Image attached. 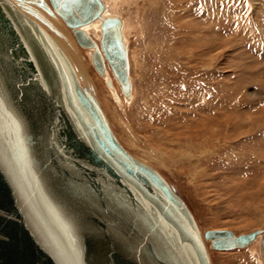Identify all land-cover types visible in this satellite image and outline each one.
Listing matches in <instances>:
<instances>
[{"label": "water", "instance_id": "1", "mask_svg": "<svg viewBox=\"0 0 264 264\" xmlns=\"http://www.w3.org/2000/svg\"><path fill=\"white\" fill-rule=\"evenodd\" d=\"M39 7L131 96L123 19L104 0H0V264H211L210 247L255 240L264 264V227L203 230L175 184L121 143Z\"/></svg>", "mask_w": 264, "mask_h": 264}, {"label": "rangeland", "instance_id": "2", "mask_svg": "<svg viewBox=\"0 0 264 264\" xmlns=\"http://www.w3.org/2000/svg\"><path fill=\"white\" fill-rule=\"evenodd\" d=\"M107 1L129 25L130 98L59 15L63 29L39 12L83 50L72 62L121 143L175 184L203 230L264 227V0ZM258 242L210 247L211 264H261Z\"/></svg>", "mask_w": 264, "mask_h": 264}, {"label": "bare ground", "instance_id": "3", "mask_svg": "<svg viewBox=\"0 0 264 264\" xmlns=\"http://www.w3.org/2000/svg\"><path fill=\"white\" fill-rule=\"evenodd\" d=\"M50 1V0H49ZM105 1V3H106V5H107V7H106V9H105V13H111V14H117L116 12H114L113 10L114 9H112L111 8V4L107 1V0H104ZM118 4V3H117ZM42 13L46 16V18H49V16H47L46 14H45V12L44 11H42ZM42 14V15H43ZM56 15H59L63 20H64V18L59 14V13H55V14H53V18L52 19H50L51 20V22L52 23H54V24H56V26L59 28V29H63V24L61 23V21L59 20V18L56 16ZM118 15H120V14H118ZM120 16H122V19H123V24H122V30H123V34H124V37H125V40H126V42H127V36H126V34H125V31L127 32L128 30H127V28H128V21H127V19L123 16V15H120ZM65 21V20H64ZM57 23H59V24H57ZM65 23H66V21H65ZM67 24V23H66ZM68 25V24H67ZM69 26V25H68ZM70 27V26H69ZM86 27L88 28V29H91L92 30V34H94V35H96L97 37H99V35H100V33H99V30H100V20L99 19H96V20H94L93 22H91L90 24H88V25H86ZM71 28V27H70ZM63 32H65V31H63ZM67 35V34H66ZM73 35V34H72ZM55 36V35H54ZM58 42H59V40L58 39H56ZM76 40V39H75ZM70 41H71V39H70ZM69 41V42H70ZM72 42H73V46L71 47V45H70V47H71V49L70 48H68L67 46H63L62 44H61V42H59V44L61 45V47L63 48V50L66 52V54L69 56V58H70V60L72 61L73 59H72V57L71 56H76V57H78V54L80 53V54H82L81 53V51H83V50H81L78 46H77V44L75 43V41L74 40H72ZM128 43V42H127ZM83 46V45H82ZM84 47H86V46H84ZM127 47H128V44H127ZM86 48H88V47H86ZM88 49H91V48H88ZM89 51V50H88ZM90 52V51H89ZM70 54V55H69ZM83 55V54H82ZM75 57V58H76ZM77 60H78V58H76ZM74 61V60H73ZM79 61H80V59H79ZM78 61V62H79ZM73 63V62H72ZM79 64H80V62H79ZM74 65V64H73ZM81 65V64H80ZM79 65V66H80ZM82 66V65H81ZM106 68H107V77H109V76H111L112 75V73H114L113 72V70H112V68L110 67V64H109V62L106 60ZM74 67H75V69H76V72H77V74L79 75V77L81 78V81L84 83V84H90L89 83V75H88V73L86 72V70L85 69H83V68H81V67H77V66H75L74 65ZM83 67V66H82ZM108 67H109V69H110V72H111V74H110V72H109V70H108ZM90 72V71H89ZM100 73V72H99ZM103 75V74H102ZM114 75V74H113ZM91 76V75H90ZM114 77H115V79H116V81H118L119 82V80L117 79V77L114 75ZM92 78V77H91ZM94 80H95V78H94ZM132 82V81H131ZM93 83H94V81H93ZM102 83V82H101ZM119 84H120V82H119ZM121 85V84H120ZM122 87V86H121ZM115 90V89H114ZM132 90V89H131ZM131 95H132V91H131ZM130 98V97H129ZM108 119V118H107ZM110 123V122H109ZM186 145V144H185ZM179 162V161H178ZM253 242H255V243H257V240H255V241H253ZM252 243V242H251ZM250 243V244H251ZM258 243H260V242H258ZM249 244V245H250ZM257 246V245H256ZM245 247H247V246H245ZM240 248H244V247H240ZM259 259V258H258Z\"/></svg>", "mask_w": 264, "mask_h": 264}]
</instances>
